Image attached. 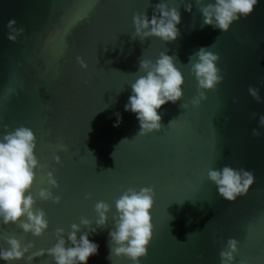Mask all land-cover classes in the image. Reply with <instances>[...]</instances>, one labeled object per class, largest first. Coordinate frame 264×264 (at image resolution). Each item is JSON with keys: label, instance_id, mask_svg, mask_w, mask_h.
<instances>
[{"label": "water", "instance_id": "obj_1", "mask_svg": "<svg viewBox=\"0 0 264 264\" xmlns=\"http://www.w3.org/2000/svg\"><path fill=\"white\" fill-rule=\"evenodd\" d=\"M159 3L178 9L177 39L133 40V16L151 19ZM184 3H191V12ZM184 3L0 0V136L7 134L5 126L9 132L20 126L33 131L34 155L42 167L35 171L30 194L36 200L33 212L43 210L48 221L39 238L25 234L18 224L0 222V249L8 248L4 238L10 236L22 246L33 245L24 260L11 264H26L33 252L46 253L57 242V228L63 229L66 247L71 225L79 226L81 218L96 228L98 201L107 203L110 212L106 227L89 233L99 247L87 264H131L125 257L108 258L115 201L130 187L155 192L152 239L139 264H220L219 254L230 238L238 241L233 264H264V128L259 125L264 115V0L226 33L203 26L195 0ZM10 19L24 28L16 43L7 40ZM213 44L210 50L220 57L216 66L223 80L193 107L198 85L189 58ZM162 52L173 57L183 75V97L157 110L159 132L136 136L139 122L124 106L131 84L145 75L139 62L155 63ZM249 87L259 89L261 103L252 99ZM117 112L122 122L113 127ZM253 129L258 137L252 136ZM224 166L255 176L248 193L233 203L224 201L207 179L209 169ZM49 172L57 188L48 183ZM41 189L59 196L60 203L40 200ZM85 232L89 230L81 228L77 239ZM31 264L54 261L45 254Z\"/></svg>", "mask_w": 264, "mask_h": 264}, {"label": "clouds", "instance_id": "obj_2", "mask_svg": "<svg viewBox=\"0 0 264 264\" xmlns=\"http://www.w3.org/2000/svg\"><path fill=\"white\" fill-rule=\"evenodd\" d=\"M184 3V0H181ZM195 4L203 17V26H211L219 29L222 33L228 32L230 26L251 15L258 4V0H214V3L205 4V0H195ZM185 11L191 12V3H184ZM156 13H159L157 15ZM134 34L132 39H140L143 43L146 39L157 38L164 43L174 42L179 36L177 25L180 23V13L176 7H167L159 3L155 11L148 18L146 14L133 16ZM17 21L10 19L7 23V40L17 42L24 28H16ZM209 48H200L189 58L191 64L190 73L194 75L198 85V97L192 99L191 104L196 107L206 99L205 91L215 90L223 80L220 69L216 66L220 57ZM81 69L87 70L88 65L81 57L76 58ZM139 71L145 75L139 76L131 84V95L128 103L124 106L125 112L135 114L139 122V132L136 136L143 137L161 130V116L158 111L162 106L171 102L176 103L183 97L182 85L184 78L182 73L175 67L172 56L161 53L153 63L151 60H141ZM87 83V81H85ZM248 93L256 103H261L259 89L249 87ZM186 108V104L181 105ZM116 122L113 127H119L122 122L120 113H115ZM256 118V114H252ZM259 125L264 128V115L259 117ZM4 134L0 136V222L7 226L18 224L25 234L31 233L34 237H41L48 228V221L43 210L33 212L36 200L30 194L35 181V171L39 165L34 150L36 137L30 128L20 126L9 132L5 126ZM260 135L255 129L253 137ZM122 142V141H121ZM65 147V146H62ZM57 164L60 158H55ZM47 181L51 188H57L58 183L53 174H47ZM207 179L216 186L218 195L226 202L233 203L239 197L245 196L250 187L255 183L252 172L234 169L224 166L222 169H209ZM26 193H29L26 195ZM39 199L51 201L53 204L60 203V197L54 196L52 191L41 189ZM155 192L151 187H142L137 191L128 188L115 201L116 215L113 216L114 230L108 233L110 243V257H125L131 264H139L141 258L147 256V248L152 239L153 226L150 210L154 204ZM89 199L90 196H86ZM98 217L96 228L103 229L107 225V214L110 206L98 201L94 206ZM22 218L27 222H21ZM81 228H87L89 232L82 233L77 239V233ZM96 228L84 218L80 225L72 224L71 231L66 240L63 238V229L55 230L56 243L48 249L33 252L27 256L26 264L45 254L52 258L54 264H87L90 257L98 254V245L89 240V233H95ZM7 249H0V260L6 264L24 260L26 254L33 247L32 244L22 246L15 236L5 237ZM114 245V247H113ZM238 241L234 238L227 240L226 246L220 252V264H233L234 255L237 253Z\"/></svg>", "mask_w": 264, "mask_h": 264}]
</instances>
